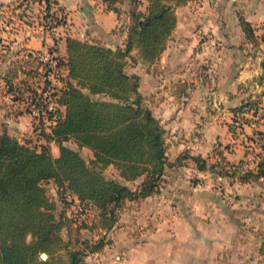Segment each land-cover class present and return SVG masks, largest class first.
<instances>
[{"label": "crops", "instance_id": "obj_1", "mask_svg": "<svg viewBox=\"0 0 264 264\" xmlns=\"http://www.w3.org/2000/svg\"><path fill=\"white\" fill-rule=\"evenodd\" d=\"M3 1L5 19L8 13L12 16L0 22V122L28 142L34 138L27 105L30 88L39 84L37 76L44 77L31 51L52 46L64 56L67 35L124 45L129 16L125 10L118 14L108 9L102 0H58L66 23L49 29L22 18L31 12L23 8L29 0ZM228 2L193 0L179 7L177 26L158 64L140 62L135 70L143 94L167 130L169 159L179 162L166 168L159 191L127 201L109 231L112 241L96 252L102 264H112L113 254L117 264H264V176L247 182L225 179L222 190L212 176L214 163L247 161L250 137L256 129L264 131L258 116L260 122L244 123L236 132L230 127L232 109L263 90L254 83L263 74V45L258 48L245 38L238 18L233 20L238 34H231L230 25L223 23ZM124 3L129 8L130 0ZM247 18L260 21L264 15ZM12 62L23 65L14 76L8 71ZM193 155L206 159V168H200ZM254 160L243 166L254 168ZM117 179L134 187L139 182L131 184L120 175ZM222 191L234 193L235 201H227Z\"/></svg>", "mask_w": 264, "mask_h": 264}, {"label": "trees", "instance_id": "obj_2", "mask_svg": "<svg viewBox=\"0 0 264 264\" xmlns=\"http://www.w3.org/2000/svg\"><path fill=\"white\" fill-rule=\"evenodd\" d=\"M33 1H44L50 10L51 0ZM102 1L108 9L122 13L124 0ZM145 1L146 8L141 9ZM190 1L130 0L127 36L124 45L117 47L67 35L66 55L59 54L67 70L66 84L57 97L65 109L59 111L50 131L42 129L45 142L40 148L20 141L0 122V264H86L90 253L103 250L112 241L107 233L118 223L127 201L160 190L166 168L179 158L169 159L167 130L140 88V74L128 72L127 66L131 61L158 64L177 26V9ZM49 16L46 14V19ZM65 23L64 18L56 25H44L53 28ZM240 23L248 39L258 42L251 22L240 16ZM261 38L264 40V33ZM11 64L8 71L14 76L22 64ZM8 82L14 89L10 78ZM34 90L31 86L30 92ZM263 97L264 91L250 95L232 109L230 127L234 132L239 124L258 123L259 119L264 125ZM247 112L253 116H246ZM254 132L258 137L250 138L256 143L247 149L254 156V168L243 166L248 162L243 159L229 165L219 161L212 169L218 167V174L231 181L264 176V131ZM70 140L79 149L91 150L92 159L70 146ZM53 143L59 148L57 155L50 145ZM193 159L206 168V159L200 155H193ZM110 164L118 168L123 179L139 182L134 187L107 177L103 168ZM50 180L68 201L66 212L70 205L80 209L76 216L57 215V202L44 185ZM87 211L88 216L77 222L79 214ZM64 228L67 237L62 233ZM83 230L95 237L83 236ZM43 252L47 257H42Z\"/></svg>", "mask_w": 264, "mask_h": 264}, {"label": "rangeland", "instance_id": "obj_3", "mask_svg": "<svg viewBox=\"0 0 264 264\" xmlns=\"http://www.w3.org/2000/svg\"><path fill=\"white\" fill-rule=\"evenodd\" d=\"M3 1V0H2ZM219 1H225V0H219ZM23 3H25L26 2V0H23L22 1ZM147 2V1H146ZM59 2H58V0H51V6H50V10L49 11H47L46 10V3L43 1V2H39V1H33V0H29V1H27L25 4H26V6H25V4H24V6H23V8L26 10H28V11H30L31 10V12H25V14H26V17H22L25 21H28V22H31V21H33V22H36L37 24H40V25H43V26H45L44 24H45V22H47V23H53V24H55L57 21H62V20H64V16H63V14H62V12H61V6L58 4ZM243 3V4H242ZM3 4H5L4 3V1H3ZM15 5H18V3H14V6ZM145 5V2H143V4L140 6V8L141 9H144V6ZM245 5V6H244ZM6 6H8V5H6ZM129 7H130V5H129ZM31 8V9H30ZM127 5H126V3H124V4H122V11L123 10H125L126 12L129 10V8H127ZM216 9H217V7H215ZM229 8V10L227 11V13H228V15L226 14V16H225V19H223V23L226 25V24H228V25H230V27H231V32H227L226 33V36L228 37V38H230L229 37V33H231V34H238V31H236V30H234V28H233V26H234V23H233V20L234 19H237L238 18V21H239V24H240V27H241V29H242V31L244 32V36H245V38L247 39V40H250V39H248V37L246 36V33H245V31L243 30V27H242V25H241V23H240V16H244L247 20H249L248 18H247V15L248 16H250V17H253V15L254 14H256V15H258V14H262V15H264V1L263 0H229V2H228V6H227V9ZM1 9V8H0ZM8 11H10V10H8ZM21 11V10H20ZM18 13V12H17ZM17 13H16V16H18L17 15ZM46 14H48V16L50 15L51 17H53L51 20H47L46 19ZM9 15L10 16H12V12L11 13H8L7 14V16H6V19H5V17H4V14H2V12H1V10H0V22L2 23L3 21H5L6 23H7V17H9ZM30 17H32V18H30ZM250 22H251V24H252V27H253V29H254V33H255V36L257 37L255 40L256 41H258V42H254L253 40H250V41H253L255 44H254V46H256V47H261V45H263L262 46V51H263V58H262V60L264 59V40H262V38H261V36L263 35V33H264V18L262 19V20H258V21H255L254 19L253 20H249ZM221 22V21H220ZM219 21H218V19H217V21H216V23H217V25L218 26H220L221 25V23H220ZM5 24V23H4ZM56 25V24H55ZM50 29V28H49ZM241 31V32H242ZM211 33H213V35H214V37L215 38H217L218 40H221L219 37H218V35H216L215 34V32H213V30H212V32ZM207 35H205V38H207L206 37ZM262 43V44H261ZM140 62H134V61H131L130 62V64H128V66H127V70H128V72H130V73H133V72H135V70L137 71L139 68H138V64H139ZM33 64H36L37 65V67L38 66H40V61H38V60H34L33 61ZM65 69H66V66H65ZM37 70V69H36ZM43 74V73H42ZM263 74H264V69H263ZM66 75H67V70H65L64 72H63V75H59L58 77L61 79V85H59L61 88L63 87V86H65V84H66ZM260 76H262V75H259L258 77H256L255 79H254V83L255 82H258L259 80H260ZM42 79H43V76L41 75V77L40 76H37V84L38 85H40V83L42 82ZM260 82V81H259ZM258 82V83H259ZM261 84V86H263V90L262 91H264V77H263V82L262 83H260ZM58 86V87H59ZM95 97H98V98H100L101 96L100 95H96ZM26 101H24V103H25ZM262 110H264V97L262 98ZM64 109L65 108H63V110H62V112L64 111ZM247 114H249V117H252L251 116V112H247ZM247 114H246V116H247ZM238 125V124H237ZM239 126H240V124H239ZM237 127V128H240V127ZM33 128V134H34V138H30V145H32V146H36V147H38V148H40V146L43 144V142H44V140L42 139L43 138V136H42V134H41V131L42 130H39V129H37L36 127H35V125L33 124V126H32ZM241 127H243V125L241 126ZM253 137H258V134H256V133H254V135H253ZM22 138H24V137H22ZM22 140H25V138L24 139H22ZM43 141V142H42ZM263 142H264V139H263ZM70 146H72V147H74V148H76V149H79L78 148V145H77V143L76 142H74L73 140H70V141H68L67 142ZM256 143V141H253V144H252V140L250 141V145L251 146H253L254 144ZM51 145V147H52V150H53V153L54 154H58L59 153V148H58V146L55 144V143H53V144H50ZM80 150V152H81V154L86 158V159H88V160H90V159H92V157H93V153H92V151L91 150H89V149H87V148H80L79 149ZM103 172H104V174L107 176V177H112V178H118L119 177V170H118V168L115 166V165H113V164H110V165H108V166H106L105 168H103ZM131 184H134V183H131ZM44 185H45V187L47 188V190H48V193H49V195L52 197V199H54L56 202H57V209H56V213H57V215L60 217L61 215H63L64 213H65V215H66V213L68 214V215H70V216H72V217H74V216H76V213L80 210L78 207H75L74 205H70L69 207H67V212H66V204L68 203V201L66 200V198H63V196H62V194H61V192L59 191V188H58V186H57V184L54 182V180H50V181H45L44 182ZM67 201V202H66ZM63 211V212H62ZM91 214L93 213V210L90 212ZM88 216V211L87 212H83V213H81V214H79V219L77 220V222H80L81 221V219H83V218H85V217H87ZM62 233H63V235H64V237H67L68 236V231H67V229L66 228H64L63 230H62ZM108 236H109V231H108ZM82 235L83 236H93L94 235V237H95V234L94 233H92L91 231H89V230H83L82 231ZM97 235V234H96ZM110 237V236H109ZM107 245H109V244H107ZM106 245V246H107ZM108 252H109V256L111 257V255H110V253L112 252L111 250H110V248H108ZM44 253L45 252H43L42 253V257L43 258H45V257H47V255H44ZM96 252L95 253H90L88 256H87V258H89V264H102V261H101V263H100V261H98V260H96L97 258H96ZM90 256H91V258H90ZM119 258H121V257H119ZM110 259V258H109ZM120 260V259H119ZM109 261H111L112 262V264H117L118 262H117V259H116V257H115V255L113 254L112 255V257H111V260H109ZM126 264H130V262H126Z\"/></svg>", "mask_w": 264, "mask_h": 264}, {"label": "built area", "instance_id": "obj_4", "mask_svg": "<svg viewBox=\"0 0 264 264\" xmlns=\"http://www.w3.org/2000/svg\"><path fill=\"white\" fill-rule=\"evenodd\" d=\"M51 20V16L47 18ZM215 42V41H214ZM31 56L40 61V65L43 68L44 77L40 85L35 87L34 92L30 94L27 105L29 113L34 119V125L37 129L42 130L44 127L47 130H51L52 125L57 122L60 115L59 111L62 112V105L57 101L58 93L60 90L61 79L58 77L66 70L64 65L60 63L59 53L56 48L52 46H43L40 49L31 51ZM59 86V87H58ZM254 160L253 154H250L247 158L248 162ZM245 162V165L249 163ZM217 168L212 170V176L216 180V186L220 190L224 189L223 176H220L217 172ZM224 197L227 201L233 202L236 196L232 192H224Z\"/></svg>", "mask_w": 264, "mask_h": 264}, {"label": "water", "instance_id": "obj_5", "mask_svg": "<svg viewBox=\"0 0 264 264\" xmlns=\"http://www.w3.org/2000/svg\"><path fill=\"white\" fill-rule=\"evenodd\" d=\"M44 255H47L46 253H44Z\"/></svg>", "mask_w": 264, "mask_h": 264}]
</instances>
